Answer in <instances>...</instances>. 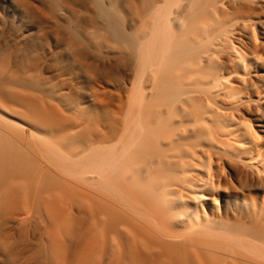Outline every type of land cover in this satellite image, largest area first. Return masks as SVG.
<instances>
[{"label":"bare ground","instance_id":"1","mask_svg":"<svg viewBox=\"0 0 264 264\" xmlns=\"http://www.w3.org/2000/svg\"><path fill=\"white\" fill-rule=\"evenodd\" d=\"M111 1L93 104L0 61V264H264V0Z\"/></svg>","mask_w":264,"mask_h":264},{"label":"rangeland","instance_id":"2","mask_svg":"<svg viewBox=\"0 0 264 264\" xmlns=\"http://www.w3.org/2000/svg\"><path fill=\"white\" fill-rule=\"evenodd\" d=\"M101 1L111 8V0ZM115 3L128 14L129 5L126 8L125 5L130 4V0ZM97 11L94 0H0V61L7 62L11 71L19 73L23 68L21 75L39 72L42 81L45 79L43 86L56 90L57 94L68 93L71 105L93 104L89 81L73 67V55L62 39L76 42L74 36L89 37L95 30L93 20L95 25L103 27L104 21L97 17ZM255 33L261 36L262 30L255 28ZM104 46L102 50L108 52ZM88 50L94 52V48ZM8 78L11 80L6 76ZM113 86L107 87L113 89ZM244 118L259 132L264 109L253 107L252 111L244 113Z\"/></svg>","mask_w":264,"mask_h":264}]
</instances>
